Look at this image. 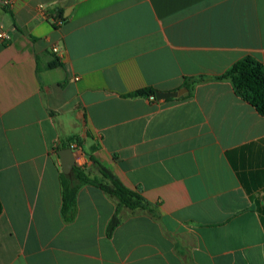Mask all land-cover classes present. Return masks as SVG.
<instances>
[{
  "label": "crops",
  "instance_id": "crops-1",
  "mask_svg": "<svg viewBox=\"0 0 264 264\" xmlns=\"http://www.w3.org/2000/svg\"><path fill=\"white\" fill-rule=\"evenodd\" d=\"M2 31L0 264H264V115L217 79L264 65V0H14ZM72 138L151 210L87 184L66 220Z\"/></svg>",
  "mask_w": 264,
  "mask_h": 264
},
{
  "label": "trees",
  "instance_id": "trees-1",
  "mask_svg": "<svg viewBox=\"0 0 264 264\" xmlns=\"http://www.w3.org/2000/svg\"><path fill=\"white\" fill-rule=\"evenodd\" d=\"M54 65H57V63ZM217 79L230 81L235 93L254 106L261 115H264V65L261 62L253 57H244L235 62ZM206 80L207 78L205 77L187 79L185 86L192 90L195 84ZM155 94L156 90L154 88H145L130 94V96H155ZM73 141L79 140L72 138L69 140L68 144L60 143L56 146V150L59 151L71 146L69 143ZM93 160L101 174L109 181V184H104L89 177L84 170L78 166H75L69 174L62 173V213L66 220L69 221L73 219L77 205L78 192L82 186L87 184L99 187L107 193L116 196L122 205L131 209H149L148 204L145 203L144 198L139 192L133 191L125 186L106 166L96 159ZM2 212L3 205L0 199V216ZM120 223L121 219L118 210L108 225V236L111 237L113 235Z\"/></svg>",
  "mask_w": 264,
  "mask_h": 264
},
{
  "label": "water",
  "instance_id": "water-1",
  "mask_svg": "<svg viewBox=\"0 0 264 264\" xmlns=\"http://www.w3.org/2000/svg\"><path fill=\"white\" fill-rule=\"evenodd\" d=\"M189 94H190L189 89L185 87L175 92L156 91L155 97L159 100H162V99H170V98H184L187 97ZM58 155L61 160L63 173L65 174L71 173L76 165L74 150L72 148H64L58 152Z\"/></svg>",
  "mask_w": 264,
  "mask_h": 264
},
{
  "label": "built area",
  "instance_id": "built-area-1",
  "mask_svg": "<svg viewBox=\"0 0 264 264\" xmlns=\"http://www.w3.org/2000/svg\"><path fill=\"white\" fill-rule=\"evenodd\" d=\"M13 1L14 0H0V4L2 6H4L5 8H9L12 5ZM57 21H58V23H62V20L57 19ZM0 38L2 40H10V34L5 32V31H2L0 33ZM53 51H54V54L59 57L60 50H58L57 48H54ZM70 148H72L73 150H76V149H78V146H77V144H72L70 146Z\"/></svg>",
  "mask_w": 264,
  "mask_h": 264
}]
</instances>
